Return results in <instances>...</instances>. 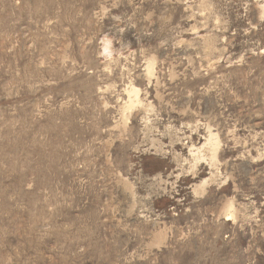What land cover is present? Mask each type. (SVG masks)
I'll return each instance as SVG.
<instances>
[{
  "label": "rangeland",
  "instance_id": "rangeland-1",
  "mask_svg": "<svg viewBox=\"0 0 264 264\" xmlns=\"http://www.w3.org/2000/svg\"><path fill=\"white\" fill-rule=\"evenodd\" d=\"M0 264H264V0H0Z\"/></svg>",
  "mask_w": 264,
  "mask_h": 264
}]
</instances>
